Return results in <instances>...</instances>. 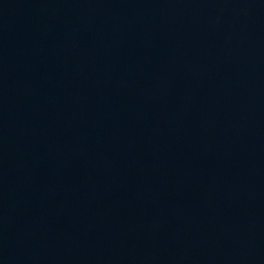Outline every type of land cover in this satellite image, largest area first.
I'll list each match as a JSON object with an SVG mask.
<instances>
[{"label": "water", "instance_id": "1", "mask_svg": "<svg viewBox=\"0 0 264 264\" xmlns=\"http://www.w3.org/2000/svg\"><path fill=\"white\" fill-rule=\"evenodd\" d=\"M0 264H264V0H0Z\"/></svg>", "mask_w": 264, "mask_h": 264}]
</instances>
